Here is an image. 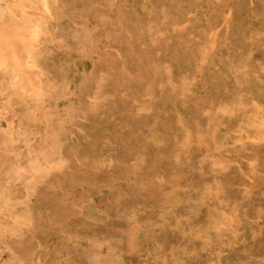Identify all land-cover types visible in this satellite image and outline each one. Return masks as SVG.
Listing matches in <instances>:
<instances>
[{
	"label": "rangeland",
	"instance_id": "1",
	"mask_svg": "<svg viewBox=\"0 0 264 264\" xmlns=\"http://www.w3.org/2000/svg\"><path fill=\"white\" fill-rule=\"evenodd\" d=\"M10 2L0 264H264V0Z\"/></svg>",
	"mask_w": 264,
	"mask_h": 264
},
{
	"label": "bare ground",
	"instance_id": "2",
	"mask_svg": "<svg viewBox=\"0 0 264 264\" xmlns=\"http://www.w3.org/2000/svg\"><path fill=\"white\" fill-rule=\"evenodd\" d=\"M23 8H25V7H23ZM32 8H33V6H32ZM3 10H6V11H11L12 10V4H11L10 0L5 3V7L4 8L0 7V13ZM256 114H257V117H258V125H257V128H256V131H257V134H259L262 130H264V114H262V112H260V110L258 108L256 110ZM243 134H245V137H247V138L252 137V136H250L247 133H243Z\"/></svg>",
	"mask_w": 264,
	"mask_h": 264
}]
</instances>
